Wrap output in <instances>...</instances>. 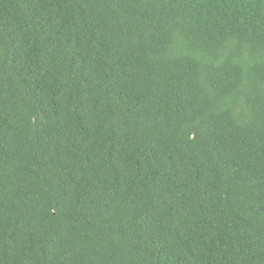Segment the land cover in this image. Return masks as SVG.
<instances>
[{"label":"trees","instance_id":"1","mask_svg":"<svg viewBox=\"0 0 264 264\" xmlns=\"http://www.w3.org/2000/svg\"><path fill=\"white\" fill-rule=\"evenodd\" d=\"M0 264H264V0H0Z\"/></svg>","mask_w":264,"mask_h":264}]
</instances>
